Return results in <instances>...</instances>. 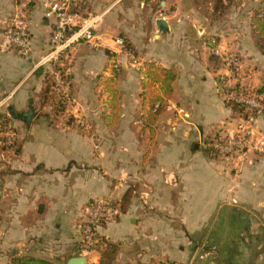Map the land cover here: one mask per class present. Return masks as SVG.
I'll use <instances>...</instances> for the list:
<instances>
[{"label": "crops", "instance_id": "crops-1", "mask_svg": "<svg viewBox=\"0 0 264 264\" xmlns=\"http://www.w3.org/2000/svg\"><path fill=\"white\" fill-rule=\"evenodd\" d=\"M84 2L91 14L106 11L98 46L81 43L71 55L75 116L90 129L40 105L45 76L36 63L49 48L54 21L37 4L28 7L30 57L0 49V97L7 98L15 136L10 148L0 149V264H9L12 254L56 264L84 256L97 264V250L81 254V225L94 200L110 198L120 210L128 191L126 210L98 231L118 245L112 264H264V151L248 149L225 162L203 147L238 121L226 103L236 83L206 40L215 37L244 62L241 87H264L253 24L264 15V0H239L221 17L211 0ZM18 7L17 0H0V41ZM116 37L138 64L114 45ZM111 62L118 71L105 83ZM145 62L176 71L152 132L140 121ZM103 84L112 96L105 103L97 93ZM254 126L264 138V113Z\"/></svg>", "mask_w": 264, "mask_h": 264}, {"label": "built area", "instance_id": "built-area-1", "mask_svg": "<svg viewBox=\"0 0 264 264\" xmlns=\"http://www.w3.org/2000/svg\"><path fill=\"white\" fill-rule=\"evenodd\" d=\"M18 9L10 14L4 22L1 34L0 49L13 51L21 58L32 54L31 34L29 31L28 7L37 4L46 19H53V29L49 40V48L38 58L36 65L44 71L53 85L54 91L62 99L65 108L63 113L67 119H73L81 129H90L88 121L75 116L77 114L76 100L71 91L70 71L72 68V53L77 45L83 43L89 49L98 46L97 33L103 26L106 11L91 14L86 10L84 0H17ZM114 45L128 57L133 64L138 61L123 37H116ZM210 53L218 58L226 67L230 78L236 83L234 87L241 88L239 82L245 76V64L237 55L219 46L214 37L206 40ZM118 71L115 62H111L106 70L109 77ZM264 74V69H263ZM233 87V88H234ZM232 88V89H233ZM227 93L226 103L233 102L256 115L264 113L263 92L257 94ZM97 93L103 99L108 94L102 86L97 87ZM7 98L0 97V112L7 108ZM254 118L237 117L233 127L223 128L203 141L206 153L211 157L222 158L225 162L240 160L248 150L264 151V138L259 136L254 126ZM14 132L10 114L7 109L0 113V149H8L13 145ZM119 204L110 198L94 200L87 212L86 219L81 225L80 251L87 255L100 248L99 229L116 220L119 216ZM159 264H178L162 262Z\"/></svg>", "mask_w": 264, "mask_h": 264}, {"label": "trees", "instance_id": "trees-1", "mask_svg": "<svg viewBox=\"0 0 264 264\" xmlns=\"http://www.w3.org/2000/svg\"><path fill=\"white\" fill-rule=\"evenodd\" d=\"M207 1V0H202ZM213 3V14L217 17H221L224 12L231 5L235 3L236 0H211ZM253 24L256 31L259 34L258 47L262 55H264V15H257L253 19ZM130 48V47H129ZM141 73L143 74L142 92L141 100L143 111L140 117L141 124L149 128L152 132V128L156 123L159 116L164 111L167 106V102L172 94V85L176 79V71L174 68L163 69L155 63H143L141 67ZM116 72L108 80L115 77ZM70 79V78H69ZM158 86V87H157ZM104 90L108 93L109 99L111 96V91L107 89L105 84H103ZM232 91L236 93L244 94H257L263 92V89H249L246 87H234ZM41 107L44 105L51 106L53 112L58 115L64 111L65 105L62 99L59 98L58 94L54 91L52 82L45 77V88L41 92L40 97ZM227 106L231 108L235 116L237 117H255L256 114L252 111L244 109V107L239 104L228 102ZM114 109V108H113ZM130 191H128L122 198L120 203V210L124 212L130 202ZM99 252V260L97 264H112L115 257L118 254V245L109 241L100 240V248L97 250ZM9 264H56L53 262L36 259L30 256H17L12 254L9 260Z\"/></svg>", "mask_w": 264, "mask_h": 264}, {"label": "water", "instance_id": "water-1", "mask_svg": "<svg viewBox=\"0 0 264 264\" xmlns=\"http://www.w3.org/2000/svg\"><path fill=\"white\" fill-rule=\"evenodd\" d=\"M157 27L161 30V31H165L166 30V23L164 22V20H159L156 23ZM42 70V68H39L36 73H40ZM31 111V110H30ZM30 112L24 113L22 115H20L21 117H27V115ZM30 115H28L29 117ZM65 264H87V258L84 256H80V257H74V258H70L68 259V261Z\"/></svg>", "mask_w": 264, "mask_h": 264}, {"label": "rangeland", "instance_id": "rangeland-1", "mask_svg": "<svg viewBox=\"0 0 264 264\" xmlns=\"http://www.w3.org/2000/svg\"><path fill=\"white\" fill-rule=\"evenodd\" d=\"M200 1H201V0H200ZM207 1H208V0H207ZM236 4H237V5L239 4V0H236V1H235V5H236ZM235 7H236V6H235ZM214 38H215V37H214ZM88 123H89V122H88ZM89 125L91 126L90 123H89Z\"/></svg>", "mask_w": 264, "mask_h": 264}]
</instances>
